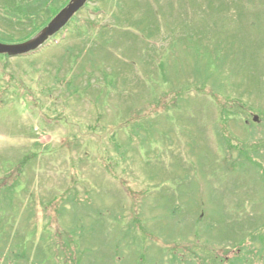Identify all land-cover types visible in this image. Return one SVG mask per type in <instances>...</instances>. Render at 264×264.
Listing matches in <instances>:
<instances>
[{"label":"rangeland","instance_id":"rangeland-1","mask_svg":"<svg viewBox=\"0 0 264 264\" xmlns=\"http://www.w3.org/2000/svg\"><path fill=\"white\" fill-rule=\"evenodd\" d=\"M192 1L90 0L0 55V183L37 154L0 264H264V0Z\"/></svg>","mask_w":264,"mask_h":264},{"label":"trees","instance_id":"trees-1","mask_svg":"<svg viewBox=\"0 0 264 264\" xmlns=\"http://www.w3.org/2000/svg\"><path fill=\"white\" fill-rule=\"evenodd\" d=\"M27 1H29V0H0V4H1V6H0V26L3 27V29H4L3 31H0V33L2 34V36L0 35L1 38L13 39V40H16L17 42L26 41V40L32 38L41 29H43L47 25V23L52 19V17L55 16L61 8L66 6L70 0H61V6L60 7L58 6V8H57L56 5H54V7L51 8V6H53L54 2L59 1V0H52L53 2L50 3V7L47 6L44 10H41L40 6L37 7V6H35L36 4L32 5L30 2H27ZM191 2H192V5H190V6L198 5L196 3H193L192 0H191ZM155 5H156V7H159L158 4L155 3ZM205 5L206 6L207 5H216V2L215 3L214 2L206 3ZM224 6H227V5H224ZM87 7L88 6L84 7V9H86ZM84 9H82V10H84ZM100 10H101V8H97L96 12H98ZM230 10H234V8L233 7L225 8L223 12L225 14L226 13L230 14ZM200 11L201 10H197V12L199 14L197 16L198 19L203 18ZM80 12L73 18V20L71 21L72 24L77 20V18L80 15ZM182 18L183 17L180 16L179 24H180ZM175 19H178V18H175ZM75 23H77V22H75ZM185 27L186 28L188 27L190 34L192 31L196 30L198 35L199 34L202 35V30L195 23L194 17L191 20H186ZM201 27H203V26H201ZM187 34H188V32H187ZM227 36H231V35L228 33ZM53 41H54V39L52 40V42ZM199 49L200 48H198V50ZM3 57L9 59V57L7 55H3ZM176 59L178 60L179 58L176 57ZM176 59L173 57V60L175 63H177ZM163 63L164 62L162 61L161 67L163 68V71H164L165 64L163 65ZM167 66H168V68H170L169 63L167 64ZM167 73L169 74L170 72L167 71ZM143 141H145V139H143ZM117 151L119 152L118 148H117L116 152ZM120 153L123 157H125L124 153H122V152H120ZM30 154L31 153L24 156V158H22L18 162H15V164L13 163V161L12 162H6L5 161V163H9V166L6 168V171H5L8 175L6 177L4 176L5 179L2 180V182L0 183V221H2V219L5 221H6V219H10L9 225H11V226L18 225L19 220H22V218L19 217L17 219L16 218L17 215L16 216L6 215V211H4V210H6L7 207H14L15 206V204L11 205V203H13L12 198H14V192L16 191V188L20 184L19 178L22 174H24L26 172L25 166L27 164H30V161L33 160L34 157L37 155V154H35V152H34V154H31V155ZM11 163H13V164H11ZM0 181H1V179H0ZM66 193H68V190ZM35 198H36V196H35ZM32 219H34V216H31V220ZM135 220H137V218ZM77 223H79V222H77ZM76 225H78V224H76ZM19 227L20 226L18 225L17 233H19ZM72 232L73 231H71L70 233H72ZM53 243H54V246L57 247L58 251H60L59 249L62 247L60 245L61 243H59V244L57 242H53ZM72 245L73 244L71 242L70 246L72 247ZM49 248L51 249L50 244H49ZM47 256H50V258L52 259L51 253L48 254ZM47 256H46V258L48 259ZM57 256H59V255H57ZM23 258L27 259L25 253L22 250H20L19 248L17 251H11V253L7 256V259L10 262H13L15 264L16 263L20 264L18 262V260H21V259L23 260ZM44 260H45V258H43V261Z\"/></svg>","mask_w":264,"mask_h":264},{"label":"water","instance_id":"water-1","mask_svg":"<svg viewBox=\"0 0 264 264\" xmlns=\"http://www.w3.org/2000/svg\"><path fill=\"white\" fill-rule=\"evenodd\" d=\"M89 0H71L60 12L32 39L17 44L0 42V54L18 56L35 51L44 46L51 37L61 31ZM258 119V117H256Z\"/></svg>","mask_w":264,"mask_h":264}]
</instances>
